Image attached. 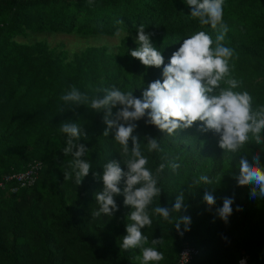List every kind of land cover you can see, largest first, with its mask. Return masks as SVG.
<instances>
[{
  "label": "trees",
  "instance_id": "1",
  "mask_svg": "<svg viewBox=\"0 0 264 264\" xmlns=\"http://www.w3.org/2000/svg\"><path fill=\"white\" fill-rule=\"evenodd\" d=\"M223 8L229 28L224 44L234 49L231 75L259 108L264 106V0H224ZM62 13L64 29L45 23ZM190 13L185 0H0V182L6 175L40 166L33 184L21 186L13 180L0 186V264H140L138 248L122 250L119 244L132 210L124 205V196L115 197L119 210L113 216L94 214L99 208L95 193L103 183L93 173L102 175L109 160H120L126 170L120 146L111 133L103 134V112L65 104L60 97L73 85L90 97L113 86L140 97L149 82L163 77L162 67H145L130 55L139 47L137 29L144 25L154 33L152 43L167 63L194 32L203 30L215 38V30L201 26ZM68 17L79 22L77 35L86 40L91 34H116L109 26L120 19L129 28L119 33L118 51L106 40L70 52L64 50L63 34L73 31ZM47 30L54 32L52 37L40 33ZM57 49L62 52L54 55ZM64 121L78 124V143L88 148L82 158L91 169L80 185L74 177L65 180L73 156L62 151L67 141L60 131ZM137 124L133 134L149 159L147 166L155 172L160 163L166 165L158 184L161 195L149 206L150 213L157 204L171 209L183 193L185 208L171 215L191 217L190 230L183 235L155 215L151 227L141 229L148 236L147 246L152 239H163L155 245L164 256L159 264H176L185 244L200 250L196 264H264V197H244L252 186H240L235 178L244 153L225 152L218 135L197 126L168 135L144 120ZM146 136L157 138L162 151L148 153ZM245 151L261 152L264 164L260 145L250 142ZM171 163L179 168L172 170ZM201 175L211 182H198ZM205 192L215 197L214 205L204 201ZM225 197L234 201L227 222L217 213Z\"/></svg>",
  "mask_w": 264,
  "mask_h": 264
},
{
  "label": "clouds",
  "instance_id": "2",
  "mask_svg": "<svg viewBox=\"0 0 264 264\" xmlns=\"http://www.w3.org/2000/svg\"><path fill=\"white\" fill-rule=\"evenodd\" d=\"M185 3L191 7L192 18L198 19L201 26L210 25L215 30V38L203 30L196 31L183 39L165 63L164 55L152 43L151 36L154 33L146 32L144 25H140L135 37L139 47L132 49L130 55L145 67H162L163 77L162 80L149 82L140 97L134 96L132 91L125 92L115 86L97 89L98 94L90 97L74 85L60 97L65 104L86 105L97 113L103 112V122L107 126L103 134L108 136L111 133L115 143L120 146L119 153L126 170L121 167L120 160H109L103 165L102 175L93 173L103 183L102 190L95 193L99 208L94 214L113 216L119 210L115 197L124 196V205L132 210L127 215V234L122 236L119 244L122 250L138 248L140 255L136 259L140 264H159L164 259L163 253L155 247L162 245L163 239H152V246H147L148 236L141 231L146 226L151 227L153 215L173 223L180 235L190 230L191 217L183 215L174 218L171 215L172 212L179 213L185 208L183 193L176 196L171 209L157 204L151 208L150 213L149 206L161 195L162 189L158 184L166 165L160 163L155 172L147 166L149 159L142 151L139 137L133 134L138 121L144 120L145 124L154 125L168 135L193 126H197L201 132L218 135V145L225 152L244 153L239 160V174L235 177L238 185H251L250 196L253 198L264 197V164L261 163V152L245 151V146L250 142L260 145L261 151H264V106L254 108L252 94L241 90V81L231 75L230 60L234 49L224 44L229 31L223 19L224 0H185ZM62 16H65L64 13L52 14L45 23H56L60 29H64ZM96 17L98 20L99 13ZM121 20L109 26L116 34L97 33L95 36L104 38L101 41L104 43L111 36L125 32L122 28L128 25L121 23ZM67 23L73 27V31L63 34L70 38L73 33H78L79 29L75 27L79 22L76 25V21L68 17ZM40 33L52 37L54 32L47 30ZM120 41H111V49L118 51ZM50 45H54V42ZM66 48L67 43L64 50ZM72 51L74 49L70 50ZM61 52L57 49L54 55ZM101 92L102 96L99 94ZM114 109L116 110L113 111ZM60 131L67 135L63 153L73 156L69 164L71 171H64L65 180L74 177L75 184L80 185L91 169V164L82 158L88 148L85 144L78 143L82 135L81 128L75 122L64 121ZM145 139L148 153L162 151L157 138L146 136ZM170 167L176 170L179 164L171 163ZM201 181L211 182L206 175L199 177L198 182ZM203 199L209 206L215 204V197L209 192H205ZM233 202V198L225 197L222 207L217 209L218 215L225 222L233 212ZM181 224L184 225L183 229Z\"/></svg>",
  "mask_w": 264,
  "mask_h": 264
},
{
  "label": "built area",
  "instance_id": "3",
  "mask_svg": "<svg viewBox=\"0 0 264 264\" xmlns=\"http://www.w3.org/2000/svg\"><path fill=\"white\" fill-rule=\"evenodd\" d=\"M40 166H33L27 172L18 173L13 175H6L3 181L0 182V186L3 187L4 183H9L10 181H17L21 186H28L35 182L39 172ZM14 190V189H13ZM200 250L192 245L185 244L179 251V255L176 264H196L195 258L199 254Z\"/></svg>",
  "mask_w": 264,
  "mask_h": 264
},
{
  "label": "rangeland",
  "instance_id": "4",
  "mask_svg": "<svg viewBox=\"0 0 264 264\" xmlns=\"http://www.w3.org/2000/svg\"><path fill=\"white\" fill-rule=\"evenodd\" d=\"M84 22V19L82 20ZM80 25L78 24L75 29H80ZM88 29V28H86ZM84 29V30H86ZM87 39H89V43H87V40L82 37L77 35L76 33H73V36H71L70 38L65 37V42L67 43V48L70 50H73L75 47H78L77 45H79L80 47L74 49V51L76 50H80V49H85L87 48L89 45H93V44H103L101 43L102 40H104V38L102 37H98L93 35L92 37H86ZM111 39L108 40L109 44L111 43V41L113 42H117L120 41L119 39H121V35H116L114 37H110ZM86 44V45H85ZM246 196H250V189H246L245 193H244V197Z\"/></svg>",
  "mask_w": 264,
  "mask_h": 264
}]
</instances>
